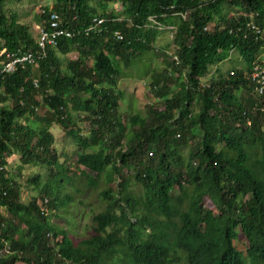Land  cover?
I'll return each instance as SVG.
<instances>
[{
  "label": "trees",
  "instance_id": "1",
  "mask_svg": "<svg viewBox=\"0 0 264 264\" xmlns=\"http://www.w3.org/2000/svg\"><path fill=\"white\" fill-rule=\"evenodd\" d=\"M52 1L31 23L49 29L54 13L75 36L0 79V264H264V92L252 79L264 66V0ZM5 3L0 60L37 49ZM95 18L102 31L86 34ZM164 31L170 58L155 46ZM233 56L241 66L208 79ZM131 68L157 101L122 122L117 86ZM53 125L79 150L71 163L56 156ZM26 166L47 179L27 180L28 202L18 181ZM69 173L105 185L106 206L78 243L54 221L73 203Z\"/></svg>",
  "mask_w": 264,
  "mask_h": 264
},
{
  "label": "rangeland",
  "instance_id": "2",
  "mask_svg": "<svg viewBox=\"0 0 264 264\" xmlns=\"http://www.w3.org/2000/svg\"><path fill=\"white\" fill-rule=\"evenodd\" d=\"M52 5V0H6L5 3L6 9L10 12H14L20 23L30 24L29 32L33 38H36L37 34V25L31 23L34 16L40 13L44 7L51 9ZM114 8L120 10V4H115ZM171 35L172 33L170 31L162 32L157 38L155 44L158 49L165 51L169 58L173 55L174 51ZM236 56H233L231 60L225 61L211 69L207 75L208 79L232 71L237 63L241 66L240 60L236 62ZM151 66H162L160 56H154L152 58ZM127 72L132 76L121 78L118 81L117 86V90L123 93L119 107V113L122 115V122H126L127 117L136 112L144 113L145 106L148 103H154L157 101L151 96V94L149 96L148 89L145 85L146 81L138 77L136 70L131 68L130 70L124 71L123 74ZM80 127L86 132L89 129V124L84 122ZM51 134L53 136L52 147L56 150V156L59 158V161H67L68 163H71L79 152L73 141L65 135V131L58 125H53L51 128ZM180 152L183 157H187V149L183 148ZM20 165V156L14 154L9 159L7 169L11 174L16 175L17 168ZM124 174L126 177H130L131 175L130 172L126 171H124ZM36 175L39 176V185H44L47 180L45 169L26 166L21 170V175L19 176L20 178L18 181L24 186L22 192V200L24 202H28L30 198L35 195V192L31 190L35 185L30 182L31 185L27 186V180L33 179V181L37 182ZM69 176L72 178V182L64 186L63 194L72 196L73 203H69L66 211H60L62 217L56 218L54 221L59 226L68 229L70 236L74 239V243H78L84 236L91 234L92 215L101 212L106 206L105 202H101L99 199V193L105 188V185L103 182H100L99 186L95 189L87 188L84 179L73 176L71 173H69ZM129 181L131 192L141 194V187L135 184L132 178H129ZM75 190H79L80 192L77 193ZM174 194H178L177 189H175Z\"/></svg>",
  "mask_w": 264,
  "mask_h": 264
},
{
  "label": "built area",
  "instance_id": "3",
  "mask_svg": "<svg viewBox=\"0 0 264 264\" xmlns=\"http://www.w3.org/2000/svg\"><path fill=\"white\" fill-rule=\"evenodd\" d=\"M105 23V20L102 18H95L93 20V25L85 30L86 34L90 32L100 33L102 31V26ZM256 33H259V30L254 26H251ZM36 50H23L17 48L14 51L8 52L5 54L4 58L0 60V79L5 74H12L18 69H24L27 66H33L37 61L42 60L45 57L46 48L48 46H56L59 38H73L75 32H72L67 29L60 27L57 16L52 13L50 15V27L46 29L44 26H36ZM115 36L118 39H121L119 33H115ZM252 79L256 82V91L259 95L264 92V66L256 65L254 68ZM36 85V81H34Z\"/></svg>",
  "mask_w": 264,
  "mask_h": 264
}]
</instances>
